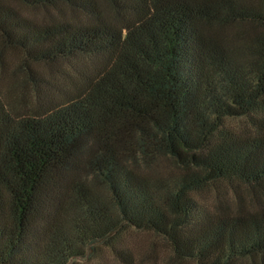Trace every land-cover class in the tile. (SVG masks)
Returning a JSON list of instances; mask_svg holds the SVG:
<instances>
[{
	"label": "trees",
	"instance_id": "1",
	"mask_svg": "<svg viewBox=\"0 0 264 264\" xmlns=\"http://www.w3.org/2000/svg\"><path fill=\"white\" fill-rule=\"evenodd\" d=\"M105 1L111 17L98 0H0L1 43L31 69L101 60L48 82L38 112L0 96V264H69L128 228L163 236L180 260L264 264V0ZM242 22L254 29L241 53L210 31ZM239 117L255 131L226 124ZM136 154L182 171L144 176L125 162ZM222 181L252 204L197 197Z\"/></svg>",
	"mask_w": 264,
	"mask_h": 264
},
{
	"label": "rangeland",
	"instance_id": "2",
	"mask_svg": "<svg viewBox=\"0 0 264 264\" xmlns=\"http://www.w3.org/2000/svg\"><path fill=\"white\" fill-rule=\"evenodd\" d=\"M100 2V11L111 17L107 1ZM16 5L26 15L39 20L51 18L55 15L54 10L35 9L21 3ZM59 14V13H58ZM67 17H72L70 13ZM253 24L249 22L234 23L228 26L210 29L212 35L221 38L227 46L238 53L244 49L245 37H249L253 31ZM101 65V60L92 57L71 59L54 66L30 67L24 61V55L18 50L5 47L0 37V96L9 103L19 114H31L39 111V97L42 96L49 83L57 81L65 83L68 70H79L82 78L91 75ZM39 68V69H38ZM36 70V71H35ZM40 71L43 75L40 85L32 75L38 76ZM263 125H264V121ZM226 124L237 131H255V126L247 118H230ZM264 127V126H263ZM128 157V156H127ZM124 157L127 165L144 176L151 178L171 177L179 174L182 169L168 156L153 155L144 156L136 154L134 157ZM74 179H84L82 172L74 173ZM94 186V185H92ZM95 191L104 196L102 186L95 185ZM241 198L237 197V193ZM64 195H66L64 193ZM70 191L67 192L66 200H69ZM197 197L212 210L226 206L236 208L239 204L250 206L253 196L245 186L227 181L211 184L202 190ZM119 252V253H118ZM69 264H197L193 260H180L176 257L170 243L161 235L148 230L128 228L118 234L113 240V246L98 244L94 249H88L87 256L77 259Z\"/></svg>",
	"mask_w": 264,
	"mask_h": 264
}]
</instances>
